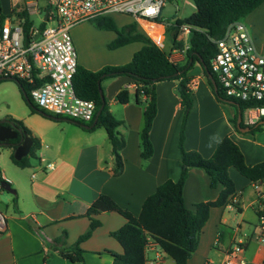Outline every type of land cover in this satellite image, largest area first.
I'll return each mask as SVG.
<instances>
[{
    "label": "crops",
    "instance_id": "obj_1",
    "mask_svg": "<svg viewBox=\"0 0 264 264\" xmlns=\"http://www.w3.org/2000/svg\"><path fill=\"white\" fill-rule=\"evenodd\" d=\"M38 1L1 0L5 18L1 21L0 15V27L7 21L20 22L17 14L23 10L29 16L38 12ZM190 36L191 33H180L179 39L186 43ZM133 43L138 45L128 54L114 51L117 58L112 64L131 61L134 53L143 46L142 42ZM133 43L117 49L124 50ZM172 49L175 50L173 42L169 51ZM125 54L127 56L123 57ZM171 58L184 64L186 53L173 52ZM83 59L79 64L94 71L106 65L92 66ZM190 74L193 76L190 87L194 102L187 120L185 148L197 150L209 158L218 142L230 136L242 149L248 164L264 161V142L243 135L235 127L234 109L218 101L200 63L195 64ZM101 84L105 87L110 111L118 120L124 121L118 128L126 141L121 150L122 170L116 173V156L105 127L92 130L66 117L32 112L33 117L27 122L22 120L31 130L32 137L39 141L34 156L30 150L29 165L19 166L12 159L11 163L0 162L1 177L17 191L10 193L12 197L0 195V208L7 217V227L0 231V264H82L61 256L50 244L66 232V246H70L86 233L91 223L86 213L101 194L109 195L121 207L139 216L145 200L162 183L180 178L183 157L179 135L185 108L177 91L178 80L156 84L158 110L151 130L154 153L148 159L143 158L141 146L145 98L141 103L137 102L136 83L129 77L120 76L106 78ZM124 88L130 91V98L122 104L116 96ZM8 150L12 155L14 150ZM229 172L236 192L231 202L211 208L199 246L187 264H220L239 241L243 242L248 264L264 262V242L258 238L264 214V180L253 182L235 167H230ZM222 188V185L212 188L209 175L202 169L192 168L184 188L185 203L194 211L196 203L216 200ZM2 191L0 188V193ZM95 217L102 224L81 243L85 262L113 264V256L106 250L123 253L124 248L111 232L125 225L127 219L117 212H104ZM146 254L145 264H176L153 240H150Z\"/></svg>",
    "mask_w": 264,
    "mask_h": 264
},
{
    "label": "trees",
    "instance_id": "obj_2",
    "mask_svg": "<svg viewBox=\"0 0 264 264\" xmlns=\"http://www.w3.org/2000/svg\"><path fill=\"white\" fill-rule=\"evenodd\" d=\"M194 2L197 6L196 12L187 18L177 19L166 29L167 33L171 34L173 47L184 48L185 43L179 39L181 27L184 24L192 27L190 48L186 52L184 64L173 61L170 57L171 51L154 43L142 31L137 22L132 21L124 26H119L112 16L94 19L98 28L116 32L117 36L109 45L110 48H118L133 42H142L143 46L134 53L131 61L125 64L105 65L97 71L78 64L73 80L76 93L82 98L95 101L97 112L102 109L97 121H95V117L91 124L78 123L92 130L100 126L106 128L116 156V173H119L123 167L121 150L126 141L118 128L124 121L118 120L112 114L106 96L104 95L105 99L102 98L100 92L102 80L120 76L129 77L137 85V102L141 103L142 98H145L143 100L145 106L144 123L141 130L142 156L144 159L150 158L154 153L151 130L158 110L156 84L165 80H178L177 91L185 108L179 135L183 170L178 180H166L145 200L139 216H135L129 210L121 207L109 195L101 194L86 213L91 219L90 228L86 233L70 246H66V232L53 239L50 244L54 250L71 262L86 264L85 250L81 247V243L102 224L95 216L104 212H117L123 215L127 222L121 228L111 232V235L124 248L123 253L106 250L113 256V264H145L147 262V246L150 240L158 243L175 260L176 264H187L199 246L200 236L209 220L211 208L231 202L236 192L234 180L229 172L230 167H235L243 176L253 182L264 180V161L254 165L248 164L242 149L230 136H225L218 142L213 155L209 158L204 157L197 150H187L184 146L187 120L194 102L190 87L193 76L190 71L196 63H200L202 66L218 101L236 106L237 114L232 120L235 127L239 129L237 126L239 110L243 112L252 103L224 96L218 78L211 69V61L218 51L214 40L220 39L225 34L230 23L244 20L259 6L263 5L264 0H194ZM0 15L1 21H3L5 16L2 12L1 0ZM17 15L25 34L28 36L29 30L34 25L29 13L23 10ZM209 74L213 75L218 86L217 90H215ZM15 80L20 87L24 100L31 107V112H41L31 99V87L25 81ZM2 81L0 80V83ZM103 94H105L104 91ZM116 98L118 102L125 104L129 102L130 91L124 88L118 92ZM41 113L50 116L43 111ZM9 119L32 136L31 130L22 120L14 117H9ZM262 121L254 125H246L242 118L241 125L249 127L248 132L255 133L262 129L264 119ZM33 140L34 146L31 149V155L34 156V150L39 141L37 137H33ZM9 148L15 152V147ZM14 152L11 158L17 165L22 167L29 165V156L18 160L15 158ZM192 168L204 170L210 177L212 188H217L219 185L223 187L216 200L198 202L195 204L194 211L187 207L184 197L185 184ZM4 181L0 175V183ZM46 258L48 259V256Z\"/></svg>",
    "mask_w": 264,
    "mask_h": 264
},
{
    "label": "built area",
    "instance_id": "obj_3",
    "mask_svg": "<svg viewBox=\"0 0 264 264\" xmlns=\"http://www.w3.org/2000/svg\"><path fill=\"white\" fill-rule=\"evenodd\" d=\"M49 1L54 9L47 8V20H43L49 25L32 26L28 36L20 22L7 21L0 27V80L25 81L31 87L34 104L50 116L91 123L97 114L96 103L80 97L74 89L79 55L71 35L72 28L98 17L126 14L154 43L164 48L167 26L174 23L162 20L168 0ZM191 31L190 25H182L181 33L190 34ZM214 42L218 51L211 61V69L224 96L252 103L242 112L246 125L262 121L264 48L259 49L244 20L230 23L225 34ZM189 48L190 40L184 48L172 49L171 54L186 53ZM6 227L7 217L0 209V231ZM258 238L264 242V214ZM220 264H248L243 242L234 244Z\"/></svg>",
    "mask_w": 264,
    "mask_h": 264
},
{
    "label": "rangeland",
    "instance_id": "obj_4",
    "mask_svg": "<svg viewBox=\"0 0 264 264\" xmlns=\"http://www.w3.org/2000/svg\"><path fill=\"white\" fill-rule=\"evenodd\" d=\"M47 8L54 9V7L50 4L49 0L38 1V7L36 8L38 12L32 13L30 15V18L35 27L41 28L45 25L50 24L43 23L45 11ZM196 10L197 6L194 0H168L162 14V20L175 22L179 18L184 19L189 17L191 14L196 12ZM112 18H114V20L119 26H123L133 21V18H131L130 15L126 14L114 15ZM244 22L250 27L259 49H263L264 4L258 7L247 18H245ZM115 34L114 31L98 28L94 20L81 22L74 26L71 30V35L73 37L74 44L77 48L79 60L85 58L83 59V62H86V60H88V63L91 65H100L103 63H105L106 65H114L112 64V62L115 58H117L114 54V51H124L128 54L132 51L133 48L137 47L138 44L133 43L127 48H124V50H121L120 48L112 50L109 45L116 38L114 37ZM165 37L166 40L163 46L164 49L169 50L172 42L171 34L167 33L166 31ZM127 54L123 55V57L127 56ZM102 88L103 91H105V87L102 86ZM104 93V95H107L106 91ZM223 104L227 105V107L234 109L235 113L237 114L236 106L230 103ZM9 117H17L18 119L23 120L24 122H27L30 117H33L31 107L24 100L20 91V87L15 79H6L0 83V121ZM238 130L240 131V129ZM241 133L257 141L264 142V125L261 130L256 131L255 133L242 131ZM8 149V147H0L1 163H11V151H9ZM0 195H3L4 197H12V194L5 191H2Z\"/></svg>",
    "mask_w": 264,
    "mask_h": 264
},
{
    "label": "water",
    "instance_id": "obj_5",
    "mask_svg": "<svg viewBox=\"0 0 264 264\" xmlns=\"http://www.w3.org/2000/svg\"><path fill=\"white\" fill-rule=\"evenodd\" d=\"M44 20H47V14L44 17ZM38 36H39V34L37 35V37ZM209 77L212 80V83H213L215 90H217L218 86H217L215 79L213 78V75L209 74ZM3 80H6V79H3ZM100 92H101L102 98L105 99L102 88H100ZM101 112H102V109H100L97 112V116H96L95 121L98 120V117H99ZM242 118H243L242 112L239 110L237 126L240 129V131L248 132L250 130V128L249 127H243L241 125ZM72 121L77 122L74 120H72ZM7 123H9L10 125H7ZM14 139H16V140L18 139V140L15 142L11 141ZM33 144H34L33 137L31 135H29V133L27 131H25L23 128L15 127V124L9 118H6V119H3L0 121V146L8 147V148L9 147H15L14 156L16 159L20 160L23 157L28 156ZM0 188L3 189L4 191L9 192V193L15 194L17 192L16 189L13 188L12 185L7 181L0 183Z\"/></svg>",
    "mask_w": 264,
    "mask_h": 264
},
{
    "label": "flooded vegetation",
    "instance_id": "obj_6",
    "mask_svg": "<svg viewBox=\"0 0 264 264\" xmlns=\"http://www.w3.org/2000/svg\"><path fill=\"white\" fill-rule=\"evenodd\" d=\"M7 125H10L9 123H7ZM15 127H18V126H16L15 125ZM20 127V126H19ZM11 141H13V142H15V141H17L16 139H14V140H11Z\"/></svg>",
    "mask_w": 264,
    "mask_h": 264
}]
</instances>
